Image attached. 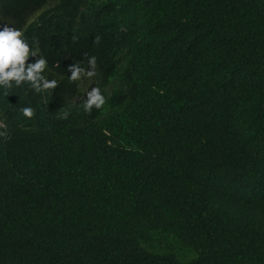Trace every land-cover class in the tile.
Wrapping results in <instances>:
<instances>
[{
  "label": "trees",
  "instance_id": "16d2710c",
  "mask_svg": "<svg viewBox=\"0 0 264 264\" xmlns=\"http://www.w3.org/2000/svg\"><path fill=\"white\" fill-rule=\"evenodd\" d=\"M0 20L58 81L0 94V264H264V0H0Z\"/></svg>",
  "mask_w": 264,
  "mask_h": 264
},
{
  "label": "clouds",
  "instance_id": "9594fccd",
  "mask_svg": "<svg viewBox=\"0 0 264 264\" xmlns=\"http://www.w3.org/2000/svg\"><path fill=\"white\" fill-rule=\"evenodd\" d=\"M98 39V38H97ZM40 48L30 43L24 31L12 22L0 20V94L8 96V89L27 84L36 92L55 89L58 85L56 79L46 76L48 59L40 54ZM30 58H34L31 59ZM87 70L79 62L67 66L70 72L68 79L78 81L96 75L95 56L87 57ZM82 108L90 113L93 108L102 109L107 102V96L99 85L89 86L85 91ZM23 117L32 118L35 109L28 105L20 109ZM67 115V113L65 114Z\"/></svg>",
  "mask_w": 264,
  "mask_h": 264
}]
</instances>
